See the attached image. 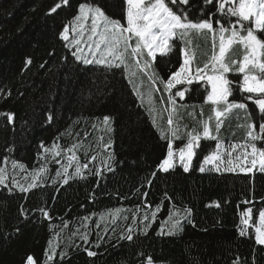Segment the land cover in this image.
Returning a JSON list of instances; mask_svg holds the SVG:
<instances>
[{
	"label": "trees",
	"instance_id": "16d2710c",
	"mask_svg": "<svg viewBox=\"0 0 264 264\" xmlns=\"http://www.w3.org/2000/svg\"><path fill=\"white\" fill-rule=\"evenodd\" d=\"M81 2L84 0H70L71 7L65 6L49 15L54 0H0V90H3L0 113L14 114L12 123L7 121L6 115H0V168L7 169L9 183L12 174L23 180L27 172L42 163L54 176L57 169L67 163V158L63 153L58 157L61 165L52 163L51 158L45 161L38 155L43 153L40 148L43 142L46 147L57 143L61 149L74 143L82 144L89 149V157L97 155L90 169L99 166L111 154L114 171H105L102 177H96L85 170L83 179L55 187L49 181L26 194L18 189L10 193L0 185V264H22L28 253L43 260L47 241L60 231L65 220L70 226L62 233L58 252L68 254L63 260L57 256V264H142L148 255L155 263L166 264H233L237 258L239 264H264V246L256 245L253 228L248 226L246 235L239 234V229L244 227L239 221V212L252 207V221H255L258 211L264 208V173L258 169L251 173L215 171L211 165L201 172L202 158L214 150V141L204 139L189 172L185 173L179 165L168 173L157 171L167 143L160 139L147 106L141 105L127 78H122L120 71L113 75L96 65L75 61L57 38L58 30L72 20ZM99 2L109 16L117 19L126 9L124 0ZM179 8L188 11L193 20L200 17L202 9L208 10L203 0H189L188 5L174 10L179 11ZM197 43L199 50L195 45L192 47L195 59L201 62L200 52L210 50L211 38L207 44L203 39ZM183 45L177 40L170 55L158 56L153 64L157 75L166 79L168 72L179 65V49ZM50 52L54 54L50 56ZM29 57L32 63L25 67ZM163 59H171L168 72L160 63ZM229 79L233 80L235 88L230 100H242L236 87L241 75L229 73ZM148 85L145 82V86ZM159 87L163 89V85ZM153 92L158 101L160 93ZM204 95L202 89L186 94L182 100L185 105L179 106L184 124L191 125L194 120L204 118L199 107ZM244 102L249 112L258 115L252 101ZM157 107V120L166 125L168 112L163 111V105L157 104ZM207 109L205 106L204 113ZM49 115L53 117L51 121ZM105 116L110 117L107 125ZM229 120H232V131H238L240 124L235 116ZM104 145L108 147L105 149ZM76 152L81 164L87 162L83 150ZM13 161L24 164L25 170H13ZM69 171H74V165ZM145 204L153 209L161 206L147 234H139L134 243L117 242L116 237L125 225H132L134 232L143 228L139 221L148 211ZM22 206L29 210L27 220L20 215ZM39 207L49 210L50 220L31 211ZM116 208L121 209L118 222H100L98 227L100 214ZM184 209L191 211L190 220L181 222L182 231L174 236L161 234L167 232L165 222L170 211L183 213ZM133 212L137 221L131 219ZM148 214L150 216V212ZM84 217L89 218L84 223L89 226L90 244H83L77 236L69 245L70 231L80 227ZM17 226L19 234L14 232ZM106 226L108 231H105ZM113 227L116 232L110 230ZM85 247L97 255L89 257L83 251ZM140 252L143 256L137 255Z\"/></svg>",
	"mask_w": 264,
	"mask_h": 264
},
{
	"label": "snow or ice",
	"instance_id": "6c2138e0",
	"mask_svg": "<svg viewBox=\"0 0 264 264\" xmlns=\"http://www.w3.org/2000/svg\"><path fill=\"white\" fill-rule=\"evenodd\" d=\"M124 3L126 9L122 10L120 18L116 19L106 13L99 0H84L79 3L72 20L58 30L57 38L63 42L65 49L75 61L84 65H96L113 75L120 71L122 78H127L128 83L132 85V92L140 100L141 105L147 106L152 126L159 132L160 139L167 143L166 154L157 164V171L168 173L179 165L185 173L189 172L193 167V159L197 156V149L201 147V141L204 139L214 140L217 143L215 150L203 157L199 169L201 172L205 171L206 165H211L215 171H220L223 167L225 172H235L239 169L240 172L251 173L254 169H258L259 172L264 173V148L258 147L257 143H264V0H203L208 10L202 9L200 17L195 20L190 18V13L184 8H179V11L174 10L178 6L188 5L189 0H124ZM65 6L71 7L70 0H58V2L54 0L48 14L53 15ZM123 20H126V26L122 23ZM209 37L211 48L200 52L203 60L197 62L196 52L192 46L195 45L196 50H199L200 45L197 42L203 39L207 44ZM177 40L185 45L179 49L182 62H179L175 71H171L165 79L151 69L158 55L167 56L174 51ZM48 54L51 56L54 53ZM31 63L32 59L27 58L25 67ZM44 66L40 65L41 68ZM229 73H237L242 77L236 85L243 97L242 100H230V97L234 96L235 88L233 80L229 79ZM145 79L149 82L148 86H145ZM159 85H163L162 90ZM194 89H202L205 93L203 104L199 105L201 117L204 115L205 106H208L209 112L207 119L196 120L189 127L182 122L183 116L177 98L184 100L186 94ZM153 90L160 93L158 101L154 98ZM0 94H3V90H0ZM244 101H252L258 109V115L249 112L248 105ZM157 104L163 105V111L168 112L166 125L157 121L159 112ZM240 112L244 113L243 123L239 127L245 133V144L241 146L233 143L230 146L231 150L222 153L218 134L224 118L236 115L237 119H241ZM0 115H6L9 123L14 121L12 113H0ZM188 115L191 116L193 113ZM52 118L49 115V121ZM109 120L110 117H104L106 125ZM213 120L217 135H213ZM87 135L85 133V136ZM173 140L184 141L178 151L174 150ZM104 147L106 149L108 145ZM40 148L43 149V153L38 155L45 161L51 158L52 163L61 165L58 157L63 153L66 155L67 163L59 167L54 176L49 174V167L42 163L38 168L27 172L23 180L12 174L10 183L7 169L0 168V185L6 187L10 193L18 189L20 193L26 194L49 181L55 187L57 184L65 186L76 179H83L85 170H88L89 175L96 177H102L105 171H114L110 163L114 160L111 154L108 159L101 161L99 166L90 169L89 165L97 159V155L89 157V149L84 148L80 143L61 149L57 143L46 147L41 142ZM78 149L83 150L87 162L83 164L79 162L76 152ZM236 149H242L240 154H234ZM73 165L74 171L70 172L69 168ZM12 166L13 170L17 168L21 171L25 170V165L22 163L13 161ZM152 175L155 176L156 172ZM144 196L146 197L147 193H144ZM165 197L167 198V194ZM216 206L219 207L218 204ZM139 207L138 205L137 209ZM144 207L148 211L139 221L143 224V228L134 232L132 225H125L116 237L117 242L123 240L134 243L139 234H147L161 206L156 205L153 209L151 205L145 204ZM28 211L23 206L20 209V215L25 220L29 218ZM31 211L38 212L44 219H51L46 207ZM190 211V209H184L183 213L170 211L165 222L167 232L161 234L174 236L182 231L181 222L190 220ZM120 215L119 208L101 213L97 226L99 227L100 222L117 223ZM252 216L251 207L245 208L240 213V223L244 226L239 229L241 236L247 234ZM258 217L255 243L264 246V209L259 210ZM88 219L84 217L81 226L70 231L69 245L74 243L73 237L77 236L83 244H90L89 226L84 223ZM124 219L127 220L128 217ZM131 219L137 221L135 212ZM69 226L67 220L63 221L60 231L47 241L43 260L28 253L22 259V264H57L55 259L57 256L63 260L68 253L58 252V249L61 247L62 233ZM108 230L106 226L105 231ZM110 230L116 232L115 227ZM14 232L19 234L20 227L17 226ZM76 247L79 248V245ZM83 251L89 257L97 255L88 247ZM137 255L143 256V253ZM142 264H155V262L153 257L148 255ZM233 264H239V258L234 260Z\"/></svg>",
	"mask_w": 264,
	"mask_h": 264
},
{
	"label": "rangeland",
	"instance_id": "374dc122",
	"mask_svg": "<svg viewBox=\"0 0 264 264\" xmlns=\"http://www.w3.org/2000/svg\"><path fill=\"white\" fill-rule=\"evenodd\" d=\"M112 17V16H111ZM112 18H115V17H112ZM117 19V18H116ZM122 23L123 24H125V26H126V20H123L122 21ZM185 45H183L182 47H184ZM181 48V47H180ZM159 56V55H158ZM167 56H163V57H161V58H166ZM180 57H181V55H180ZM175 58H172V60H174ZM171 59H163V60H161V62L160 63H162V66H163V69L165 70V72H168V71H166V69L167 68H170V67H168L169 65H168V61H170ZM156 62V61H155ZM154 62V63H155ZM180 62H182V57H181V61ZM153 63V64H154ZM179 66V65H178ZM177 66V67H178ZM176 67V68H177ZM175 68V69H176ZM175 69L173 70V71H175ZM151 71L152 72H155L156 73V71H155V69H154V66H153V68L151 69ZM171 72V71H170ZM170 72H168V75L170 74ZM241 79H242V77H241ZM145 82H147V84L149 83L146 79H145ZM177 104H178V107L179 106H184L185 105V103L184 102H182L181 100H179V98H177ZM208 112H209V108L207 109V112L206 113H204V118L203 119H207L208 118ZM243 112H240V117H241V119H237V116L236 115H232V116H235V118H236V121H238V123L239 124H242L243 123ZM231 118V117H230ZM158 121V123H160L161 124V121L160 120H157ZM194 121H196V120H194ZM194 121L192 122V124L191 125H189V127H191L192 125H193V123H194ZM231 122H232V120H229V118L228 117H226V118H224V122H223V124H222V127H221V130H220V132H219V142H220V144H221V152L222 153H226L228 150H231L230 149V146L233 144V143H237V144H240L241 146H243L244 144H245V133H244V131L240 128V127H238V131H236V129H234L233 131H232V129H231ZM214 120L212 121V127H213V135H217V133L215 132V130H214ZM257 131H258V127H257ZM214 141V140H213ZM183 142L184 141H181V140H173V147H174V150H176V151H178V149L180 148V147H182L183 146ZM214 144H213V146H214V150H215V148H216V141H214L213 142ZM258 143V147H261V148H264V143H261V142H257ZM167 150V149H166ZM241 150L242 149H236L235 150V153L234 154H240V152H241ZM248 151H250V149H248ZM207 154H209V153H207ZM206 154V155H207ZM202 161H203V158H202V160H201V162H200V164L202 163ZM207 166V165H206ZM205 166V167H206ZM221 170H223V167H221ZM237 170H239V169H237ZM248 208V207H247ZM252 208V207H251ZM245 209V208H244ZM243 209V210H244ZM261 209H264V208H261ZM260 209V210H261ZM243 210H241L240 212H239V221H240V213L243 211ZM258 213H259V211H258ZM258 213H257V215H256V219H255V221H252V219L250 220V222H249V226H251L252 228H253V231H254V236H255V228L258 226V223H259V217H258ZM252 218H253V216H252ZM242 225V224H241ZM155 264H166V263H162V262H159V263H155Z\"/></svg>",
	"mask_w": 264,
	"mask_h": 264
}]
</instances>
